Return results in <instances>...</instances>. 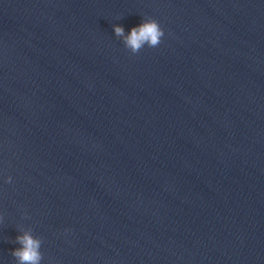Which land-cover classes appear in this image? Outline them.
Returning <instances> with one entry per match:
<instances>
[{"label":"water","instance_id":"water-1","mask_svg":"<svg viewBox=\"0 0 264 264\" xmlns=\"http://www.w3.org/2000/svg\"><path fill=\"white\" fill-rule=\"evenodd\" d=\"M19 226L41 264H264V0H0V264Z\"/></svg>","mask_w":264,"mask_h":264},{"label":"clouds","instance_id":"clouds-1","mask_svg":"<svg viewBox=\"0 0 264 264\" xmlns=\"http://www.w3.org/2000/svg\"><path fill=\"white\" fill-rule=\"evenodd\" d=\"M113 36L123 47L135 54L144 47L155 48L161 43L164 31L158 21L152 17H142L140 22L129 27L127 32L122 24H112ZM10 176L4 177L5 183H10ZM16 247L10 249V255L15 264H41V239L32 234V230L19 226L13 239Z\"/></svg>","mask_w":264,"mask_h":264}]
</instances>
